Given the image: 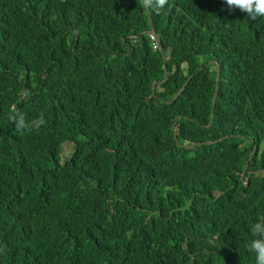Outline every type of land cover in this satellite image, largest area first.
<instances>
[{
  "label": "trees",
  "instance_id": "trees-1",
  "mask_svg": "<svg viewBox=\"0 0 264 264\" xmlns=\"http://www.w3.org/2000/svg\"><path fill=\"white\" fill-rule=\"evenodd\" d=\"M149 9L169 69L155 93L142 0H0V264H64L65 226L97 230L92 264H257L264 17L226 0ZM13 108L45 123L18 132Z\"/></svg>",
  "mask_w": 264,
  "mask_h": 264
},
{
  "label": "clouds",
  "instance_id": "clouds-1",
  "mask_svg": "<svg viewBox=\"0 0 264 264\" xmlns=\"http://www.w3.org/2000/svg\"><path fill=\"white\" fill-rule=\"evenodd\" d=\"M154 2L156 7L159 9L165 7L168 4L169 0H142L143 5L147 7V11L149 10L150 14L151 12L149 7L152 6ZM226 4L228 5L229 8H238L242 12L247 13L248 17L252 20H255L257 17H264V0H226ZM149 34L152 40L154 50L161 51L163 49L166 54L163 44L162 42H160L161 39L159 38V36L153 33L151 29ZM152 35H155L157 45L154 42ZM167 67H168V63H167ZM192 75L194 76V74ZM168 76H169V69H168ZM166 81L167 80L164 79L154 81L152 85L154 93H155V87L158 84V82H166ZM180 94H178L177 96H179ZM169 102H172V100ZM9 119L15 123V128L18 132H23L24 130L31 131L33 129L38 130L41 127V125L45 123L43 113L40 114L38 119L28 121L26 119L25 114L22 111L15 108H13L12 112L9 113ZM36 148L38 149L37 145ZM73 151H74V144H73ZM63 152L64 150L62 151L61 154L62 163L66 159L71 158L72 156L71 153L69 157H64ZM50 161H51V156L49 162ZM65 228H66V234L63 238L60 247L57 250L61 254L63 263L64 264L95 263L99 259V247H100L99 234L97 230L93 226L91 227L78 226L77 228H69L65 226ZM252 234L253 236H258L259 238L252 240V242L248 246L249 250L254 251L256 253L257 264H264V218H261L257 223H255V225L252 227Z\"/></svg>",
  "mask_w": 264,
  "mask_h": 264
},
{
  "label": "water",
  "instance_id": "water-1",
  "mask_svg": "<svg viewBox=\"0 0 264 264\" xmlns=\"http://www.w3.org/2000/svg\"><path fill=\"white\" fill-rule=\"evenodd\" d=\"M147 12H148V14H149V16H150L149 10H148ZM149 19H150V22H151V31H152L153 33H155L156 35H158L157 30H156V27H155V25H154V23H153L152 16H150ZM160 42H161V41H160ZM161 52H162V56H163V65H164V71H165L164 80H167V79H168L167 57H166V54H165V52H164L163 49L161 50ZM209 62H212V60H210ZM192 77H193V75H191V76L189 77V79H188V80L186 81V83L182 86L181 90L177 93V95L180 94V93L185 89L187 83L189 82V80H190ZM219 81H220V67L218 66V71H217V85H216V90H215V93H214V96H213V100H212V105H213L214 108H215V106H216L217 98H218ZM154 84H156V83H154ZM177 95L175 96V98L177 97ZM175 98H174V99H175ZM213 119H214V109H213V111H212V118H211V121H210V124H209V125L212 124ZM173 129H174V127H173ZM228 136H229V135H226L225 137L219 138V139H217V140H207V141H203V142L200 141V142L194 143V144H192V145H190V146H188V147L193 148V147H195L197 144H202V143H205V144H213V143L217 142L218 140H222L223 138H226V137H228ZM175 138H176V140H177V142H178V145L181 146V143L178 141V137H177L176 135H175ZM254 152H255V150H254ZM249 159H252V156H251ZM248 165H249V163L247 162L246 165H245V167H244V170H243V172H242V175H241V179H242V180L245 179V176H246V173H247V169H248ZM250 173H251V171H250Z\"/></svg>",
  "mask_w": 264,
  "mask_h": 264
},
{
  "label": "rangeland",
  "instance_id": "rangeland-1",
  "mask_svg": "<svg viewBox=\"0 0 264 264\" xmlns=\"http://www.w3.org/2000/svg\"><path fill=\"white\" fill-rule=\"evenodd\" d=\"M201 69H203V67H201ZM72 151H73V144L72 143L65 145L64 146V152H63L64 157H69L71 155Z\"/></svg>",
  "mask_w": 264,
  "mask_h": 264
},
{
  "label": "built area",
  "instance_id": "built-area-1",
  "mask_svg": "<svg viewBox=\"0 0 264 264\" xmlns=\"http://www.w3.org/2000/svg\"><path fill=\"white\" fill-rule=\"evenodd\" d=\"M152 38H153L154 42H155V43H156V45H157V42H156V37H155V35H152Z\"/></svg>",
  "mask_w": 264,
  "mask_h": 264
}]
</instances>
